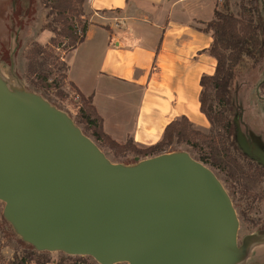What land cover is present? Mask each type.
I'll return each instance as SVG.
<instances>
[{
  "label": "water",
  "instance_id": "1",
  "mask_svg": "<svg viewBox=\"0 0 264 264\" xmlns=\"http://www.w3.org/2000/svg\"><path fill=\"white\" fill-rule=\"evenodd\" d=\"M2 82L0 198L22 238L104 264L233 262L237 221L210 168L185 152L110 163L43 98L12 99Z\"/></svg>",
  "mask_w": 264,
  "mask_h": 264
},
{
  "label": "rangeland",
  "instance_id": "2",
  "mask_svg": "<svg viewBox=\"0 0 264 264\" xmlns=\"http://www.w3.org/2000/svg\"><path fill=\"white\" fill-rule=\"evenodd\" d=\"M229 1L237 17L249 20L252 12L247 0ZM51 3L52 0H0V80L12 94L11 98L24 99L28 104H33L40 96L51 104H48L50 109L64 115L90 138L110 163L132 167L143 160L159 156L160 153L147 157L135 156L132 152L121 156L105 140L97 139L92 128H88L81 112L84 107L92 115L91 109L78 97L67 80L68 61L75 42L52 31L53 28L59 31L63 24L51 12ZM91 14L84 7L69 13L77 36L81 37ZM47 33L50 38L46 42ZM54 37L56 43L51 46L49 42ZM37 45L47 48L38 55L32 50ZM30 60L37 64V73L29 71ZM235 71L237 77L232 89L234 105L229 107L226 116L238 124L239 143L243 152L232 147L221 125L212 126L207 117L203 126L192 123L194 130L204 134L196 138L198 148L175 142L165 147V150L172 151V154L183 151L210 168L229 197L237 221L234 242L237 251L231 257L233 262L229 264H264V234H257L258 228L264 224V61L245 58ZM209 86L206 93L208 104L213 105L210 109L215 115L222 106ZM7 128L8 123L2 121L0 135ZM128 142L139 148L145 147L136 144L131 138L120 144ZM203 157L206 160L201 161ZM215 157L226 161L225 169L221 163L220 167L213 165ZM234 173L237 174L236 178L231 176ZM6 205V201L0 198V264H17L22 259H26L24 264H104L91 254L74 253L61 248H33L23 244L3 218ZM252 219L259 222L250 223ZM248 235H251L250 238H247ZM30 253L34 258L27 260ZM112 264L129 263L121 261Z\"/></svg>",
  "mask_w": 264,
  "mask_h": 264
},
{
  "label": "crops",
  "instance_id": "3",
  "mask_svg": "<svg viewBox=\"0 0 264 264\" xmlns=\"http://www.w3.org/2000/svg\"><path fill=\"white\" fill-rule=\"evenodd\" d=\"M221 1L86 0L92 14L71 51L67 80L92 99L112 139L152 145L183 116L206 124L201 78L215 73L217 60L204 28Z\"/></svg>",
  "mask_w": 264,
  "mask_h": 264
},
{
  "label": "trees",
  "instance_id": "4",
  "mask_svg": "<svg viewBox=\"0 0 264 264\" xmlns=\"http://www.w3.org/2000/svg\"><path fill=\"white\" fill-rule=\"evenodd\" d=\"M86 0H52L50 10L55 13L63 27L58 31L52 29L55 35L69 37L75 43L72 44V49L85 39L86 31L89 23L84 26L81 37L76 35L77 30L69 20V13L77 8H83ZM250 6L252 16L249 20H243L236 16L231 10L230 1L224 0L222 3L223 10L216 9L214 19L209 22L204 28V31L212 33L214 38L213 44L210 47L211 54L216 58L217 65L213 75L204 74L201 78L202 92L200 96L201 111L208 118L212 126L221 125L227 137L230 139L232 147L243 152L239 143V127L236 121L228 120L226 113L229 107H233L232 99L233 84L236 79L237 71L235 68L244 61L245 58L264 61V0H247ZM49 16V13L47 14ZM56 43L55 37L51 39L49 45L54 46ZM47 46L37 45L32 50L36 54H41ZM68 70V66H67ZM29 71L32 73L38 72L37 64L30 60ZM46 77V76H45ZM47 78V77H46ZM70 83V82H69ZM70 85L76 90L78 97L84 103L89 105L91 113H88L83 107L81 115L87 123L88 128L93 129V134L97 139L105 140L112 149L116 150L121 156L132 152L135 156H153V155H168L172 151L165 150V147L171 146L173 143H187L194 148L199 147L197 142L198 136H204L201 131L192 128V122L187 116H183L170 122L163 133L162 138L152 145H145L144 148L137 147L134 143L120 144L112 139L103 129V119L98 114L96 108L92 104V99L85 97L77 87L71 82ZM211 85L214 90L215 99L222 109L214 115L211 112L212 106L208 104L207 91ZM264 86V84L262 85ZM211 108V109H210ZM194 124V123H193ZM183 152V151H179ZM178 153V152H175ZM159 155V156H160ZM206 160L205 157L201 161ZM213 165L226 168V161L214 159ZM236 178L237 174L231 175ZM5 222L12 228V232L18 236L19 241L23 244L34 245L22 238L14 229L12 223L3 215ZM258 220H250V223H258ZM257 234H264V224L258 228ZM34 258L32 253L29 254L27 260ZM26 259H22L17 264H24ZM48 262V260L46 261Z\"/></svg>",
  "mask_w": 264,
  "mask_h": 264
},
{
  "label": "bare ground",
  "instance_id": "5",
  "mask_svg": "<svg viewBox=\"0 0 264 264\" xmlns=\"http://www.w3.org/2000/svg\"><path fill=\"white\" fill-rule=\"evenodd\" d=\"M197 118H202V119H204L203 116H202L201 114H198V115L196 116V119H197Z\"/></svg>",
  "mask_w": 264,
  "mask_h": 264
}]
</instances>
